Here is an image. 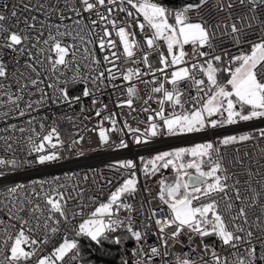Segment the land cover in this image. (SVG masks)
Instances as JSON below:
<instances>
[{
  "label": "snow or ice",
  "instance_id": "6c2138e0",
  "mask_svg": "<svg viewBox=\"0 0 264 264\" xmlns=\"http://www.w3.org/2000/svg\"><path fill=\"white\" fill-rule=\"evenodd\" d=\"M97 251L264 264V0H0V264Z\"/></svg>",
  "mask_w": 264,
  "mask_h": 264
},
{
  "label": "built area",
  "instance_id": "2783aa9c",
  "mask_svg": "<svg viewBox=\"0 0 264 264\" xmlns=\"http://www.w3.org/2000/svg\"><path fill=\"white\" fill-rule=\"evenodd\" d=\"M93 124H95V120L89 123V127H92ZM62 127L67 130L69 126L67 124H63ZM85 137H86V140L88 139V137H92V140L90 143H85L83 145L84 150L86 152V156L83 158H80L79 160H75L73 163L66 164L65 165L66 167L77 168V167H84L87 165L102 166L103 163L106 162L110 158L109 154L96 151L97 145H96L95 137L93 136L92 133L86 132ZM14 178L17 180H26L28 177L24 175H18ZM155 187L156 186L153 184L152 185L153 195L155 194Z\"/></svg>",
  "mask_w": 264,
  "mask_h": 264
},
{
  "label": "trees",
  "instance_id": "16d2710c",
  "mask_svg": "<svg viewBox=\"0 0 264 264\" xmlns=\"http://www.w3.org/2000/svg\"><path fill=\"white\" fill-rule=\"evenodd\" d=\"M84 246H85V248L88 247V242L87 241L84 242ZM94 255L97 257L96 264H116L115 257L118 254L115 251H113L112 257H103V258H101L99 256V252L97 251L96 253H94Z\"/></svg>",
  "mask_w": 264,
  "mask_h": 264
}]
</instances>
